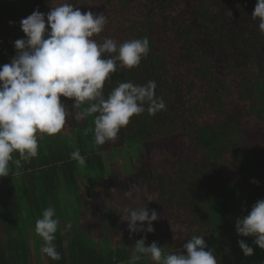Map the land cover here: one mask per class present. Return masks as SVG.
Here are the masks:
<instances>
[{
	"label": "trees",
	"instance_id": "16d2710c",
	"mask_svg": "<svg viewBox=\"0 0 264 264\" xmlns=\"http://www.w3.org/2000/svg\"><path fill=\"white\" fill-rule=\"evenodd\" d=\"M65 2L108 17L93 37L98 42L149 38L148 56L138 67L112 74L105 98L119 82L154 80L156 96L167 107L154 116L134 115L104 145H94V131L87 132L94 129L95 114L79 122L70 117L65 126L74 135L45 134L35 158L10 162V174L0 177V264H129L133 254L140 255L134 247L145 236L146 246L157 242L165 253H181L195 235H203L219 264H264L255 237L235 227L264 199V34L252 17L258 0H0L6 58L15 57L14 42L26 38L23 18ZM17 6L22 13L13 18ZM61 99L74 111L73 99ZM120 143L136 158L146 153L145 170L124 165V176L108 171L106 152L114 161L126 157ZM75 150L84 165L70 158ZM12 155L19 159L18 152ZM83 172L90 198L81 195ZM99 178L104 185L98 189ZM93 206L108 215L105 224L115 244L109 237L92 241L83 229V216ZM143 206L158 213L155 230L130 233L124 209ZM48 207L60 220L54 241L60 260L40 251L44 241L35 232ZM240 240L254 249L251 256ZM134 264L155 262L142 256Z\"/></svg>",
	"mask_w": 264,
	"mask_h": 264
},
{
	"label": "clouds",
	"instance_id": "9594fccd",
	"mask_svg": "<svg viewBox=\"0 0 264 264\" xmlns=\"http://www.w3.org/2000/svg\"><path fill=\"white\" fill-rule=\"evenodd\" d=\"M252 17L259 20V31L264 34V0H258ZM107 23L103 12H83L69 2L52 7L47 14L37 9L20 21L26 38L14 42L17 55L0 66V177L10 174V162L19 165L35 158L39 140L45 134L60 133L70 117L79 122L95 114L94 129L87 132L94 131V145H104L115 141L134 115L147 111L154 116L166 110L164 99L156 96L154 80L144 85L119 82L105 98L104 86L111 75L118 69L138 67L150 53L146 36L122 43L105 37L98 42L93 37L102 33ZM62 96L74 100V111ZM14 152L19 153V159L14 160ZM70 158L86 163L79 150L70 153ZM124 195L131 198L132 190ZM122 219L128 221L130 233H151L159 216L156 210L150 212L143 206L125 208ZM59 225L54 207L45 208L35 223V232L44 241L40 251L52 260L61 259L54 243ZM235 227L238 234L255 237L254 243L264 249V199L239 218ZM145 239L137 241L134 248L140 255L133 254L129 264L142 256L155 264H219L214 252L206 250L203 235L192 236L181 253H165L157 242L146 246ZM238 243L246 256L254 253L244 240Z\"/></svg>",
	"mask_w": 264,
	"mask_h": 264
},
{
	"label": "rangeland",
	"instance_id": "374dc122",
	"mask_svg": "<svg viewBox=\"0 0 264 264\" xmlns=\"http://www.w3.org/2000/svg\"><path fill=\"white\" fill-rule=\"evenodd\" d=\"M10 6V5H9ZM59 6V5H58ZM13 10H11V13L14 18V16H19L22 13V9L17 6V7H12ZM3 13L4 10L2 8V5L0 4V29H3L2 23L4 21L3 20ZM4 30V29H3ZM0 40H5L6 41V37L1 38L0 35ZM3 41L2 42V46H0V66L6 64V63H10L12 58L9 57V55L7 56L8 60H6V56L5 54V47L6 42ZM1 44V43H0ZM3 56V58H1ZM5 57V58H4ZM76 123V122H75ZM66 128L61 130V133L64 135H70V137L72 135H74L71 132V128L65 126ZM254 138V137H253ZM255 144H257V142H255ZM124 147L123 151L126 154V157L123 155V158L121 159H117L114 161L111 152H106L107 155V166H108V171L109 172H119L122 176H124V171H126L124 169V165H126L127 169H129V165L134 166L133 169L137 170V169H141L143 168L145 170V168L147 167V156L146 153L143 152V150H141L140 154H139V158L132 156L131 155V149L127 146V143H120V147ZM104 156H105V152H104ZM124 169V170H123ZM134 172V171H132ZM110 175V174H109ZM105 177V175H103ZM104 181V180H103ZM81 195L87 196L88 193H86L85 191H83L84 187H81ZM67 196V195H66ZM90 198V197H89ZM91 198H93V196L91 195ZM96 200V199H95ZM84 203L86 205H90L88 199L84 200ZM108 215L103 214V212H101V210H99L98 208H96L95 206H93V208H91V211H89L87 214H85V216H83V220L85 223V227L83 228L84 230H86L87 232H89V234L91 235L92 241L98 240L99 242H102L101 239H104L109 237L110 235V229L107 227L108 225L105 224V218H107ZM137 238V236H136ZM108 240L110 241V243L115 244V238L109 237ZM149 259V258H148Z\"/></svg>",
	"mask_w": 264,
	"mask_h": 264
},
{
	"label": "crops",
	"instance_id": "0c3cea01",
	"mask_svg": "<svg viewBox=\"0 0 264 264\" xmlns=\"http://www.w3.org/2000/svg\"><path fill=\"white\" fill-rule=\"evenodd\" d=\"M85 174V176L83 177L84 179H82V181L85 183L86 182V186H83L84 189L83 191H85L86 193H88L87 197H90V190H91V185L87 182L88 178H87V173L86 172H83ZM102 180V178H99L97 179V182H96V187L99 189V188H102L104 184H102L100 181ZM83 184V183H82ZM110 245V244H109ZM107 245V246H109ZM111 246V245H110Z\"/></svg>",
	"mask_w": 264,
	"mask_h": 264
}]
</instances>
